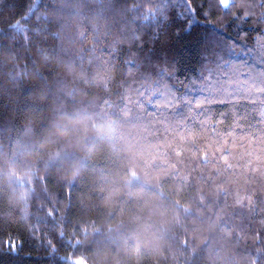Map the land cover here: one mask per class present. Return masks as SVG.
<instances>
[{
  "label": "trees",
  "instance_id": "trees-1",
  "mask_svg": "<svg viewBox=\"0 0 264 264\" xmlns=\"http://www.w3.org/2000/svg\"><path fill=\"white\" fill-rule=\"evenodd\" d=\"M157 6L0 0V264H264V4Z\"/></svg>",
  "mask_w": 264,
  "mask_h": 264
},
{
  "label": "snow or ice",
  "instance_id": "snow-or-ice-1",
  "mask_svg": "<svg viewBox=\"0 0 264 264\" xmlns=\"http://www.w3.org/2000/svg\"><path fill=\"white\" fill-rule=\"evenodd\" d=\"M203 2L208 4V10H203ZM245 5L246 0H242ZM237 3V0H202L201 4H198L197 7L192 6V0H181V3L177 4L176 0H158L157 12L162 15L164 11L169 7H177L179 8L181 14H184L189 20L191 16H196L197 9H201L203 11V15L207 18L213 7L218 5L221 10H230L233 5ZM261 3L264 4V0H261ZM156 15V14H154ZM244 16L252 15L249 12H244ZM238 18L234 16V19ZM148 19L145 18V20ZM138 40L139 38L136 37ZM235 41H233L232 50L228 58L220 57L219 63L224 71L217 73L215 75V83H212L213 77H209L210 90L218 89L220 92H223L227 95H239L244 94L246 97L250 98L256 92H264V46H261V54L259 57H252L250 62V53L242 52L239 55H243L245 57L243 62H235L232 61V56L235 55ZM109 51H114L113 48L108 49ZM129 64L133 63L131 61ZM259 65V66H258ZM234 86V87H232ZM229 87H232V91L228 92ZM177 103L179 104V98L174 97ZM250 103H255V101L249 99ZM151 103V102H150ZM217 103H225L224 100H219ZM199 103L197 107H199ZM261 118L264 119V112H261ZM18 243L16 241H5V246L8 247L11 251H16L18 247ZM48 246L52 248V252L55 253V248L51 245V242L48 241Z\"/></svg>",
  "mask_w": 264,
  "mask_h": 264
},
{
  "label": "rangeland",
  "instance_id": "rangeland-1",
  "mask_svg": "<svg viewBox=\"0 0 264 264\" xmlns=\"http://www.w3.org/2000/svg\"><path fill=\"white\" fill-rule=\"evenodd\" d=\"M171 94H174L172 89H170L169 92H168V95H171Z\"/></svg>",
  "mask_w": 264,
  "mask_h": 264
},
{
  "label": "clouds",
  "instance_id": "clouds-1",
  "mask_svg": "<svg viewBox=\"0 0 264 264\" xmlns=\"http://www.w3.org/2000/svg\"><path fill=\"white\" fill-rule=\"evenodd\" d=\"M101 130L99 127H98V131Z\"/></svg>",
  "mask_w": 264,
  "mask_h": 264
}]
</instances>
